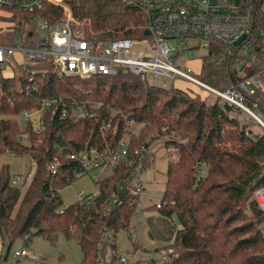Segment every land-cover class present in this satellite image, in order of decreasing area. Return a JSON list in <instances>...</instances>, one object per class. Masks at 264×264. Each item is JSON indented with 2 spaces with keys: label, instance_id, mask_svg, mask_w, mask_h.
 <instances>
[{
  "label": "trees",
  "instance_id": "trees-1",
  "mask_svg": "<svg viewBox=\"0 0 264 264\" xmlns=\"http://www.w3.org/2000/svg\"><path fill=\"white\" fill-rule=\"evenodd\" d=\"M239 1L253 7L255 26L264 31V0ZM67 3L73 30L85 38L143 37L141 12L119 1ZM12 13L8 17L14 24L10 31L23 35L29 46H35L33 18L51 24L63 19L61 8L51 4L36 16ZM36 65L45 66L47 71L37 67L31 82ZM231 66L232 61L216 64L206 59L200 78L221 73L228 86L236 85L240 80ZM32 86L36 90L29 89ZM53 97L67 100V114L62 118L58 109L55 114L49 111L47 130L42 134L30 123L21 130L18 120L0 118V155H29L36 167L25 194L20 187L11 186L6 167L0 173V234L5 260L18 240L28 245L41 237L51 243L60 234L80 248V264H120L122 254H117L115 238L120 231L129 233L131 218L137 212L135 201H139V196L131 193L133 169L121 164L108 170L95 181V194L67 207L62 206L59 191L77 179L80 168L77 162L67 161L66 154L116 146L123 137L125 120H131L143 128L136 137L131 136L130 153L141 147L147 151L157 137L177 151V160L167 164L161 207L146 208L159 212L166 221L175 218L179 224V229H170L173 240L164 250L163 264H264V213L253 198L254 192L264 187V139L231 118L230 107L217 102L206 105L176 88L152 86L133 75L61 77L51 62H46L30 63L19 77L6 78L0 66V116L38 111L43 100ZM255 97L259 99L256 111L264 114V92H256ZM72 105L93 116L73 118ZM103 121L116 130L102 131ZM22 134L28 135L29 145L19 137ZM54 158L60 168L52 177L46 167ZM147 159V154L141 162L135 159L138 175ZM202 167L207 168L206 175L198 177L196 170ZM128 240L135 242L129 235ZM107 248L111 252L108 260Z\"/></svg>",
  "mask_w": 264,
  "mask_h": 264
},
{
  "label": "built area",
  "instance_id": "built-area-1",
  "mask_svg": "<svg viewBox=\"0 0 264 264\" xmlns=\"http://www.w3.org/2000/svg\"><path fill=\"white\" fill-rule=\"evenodd\" d=\"M68 1L79 3L81 0H0V12L4 13L13 14L16 11L36 16L51 4L61 8L63 15L62 22L55 24L39 17L31 20V26L36 30L35 46H29L24 41L19 46H0L1 69L7 66L8 58L19 53L24 58L23 71L30 64L27 62L29 60L32 64L51 62L61 77L88 79L94 76L133 75L144 82L147 75L177 79L211 94L213 102L227 105L234 112L232 114L239 112L244 118L239 119L243 126L253 121L264 139V114L256 111L259 99L255 97L256 92H264L261 81L264 75V31L255 26L254 10L250 4H243L239 0H116L141 12L144 19L143 37L102 41L85 38L73 30ZM145 30L148 35H144ZM243 36L245 38L235 46L234 43ZM199 52H203V55L198 57ZM206 59L216 64L232 61L231 67L239 83L222 91L201 83L199 74L203 65L195 77L188 63L202 61L204 64ZM37 73V70H33L31 82ZM35 87L29 89L36 90ZM67 105V100L61 97L43 100L38 111L25 113L24 121L32 124L37 134H42L47 130V113L51 111L55 114L58 109L63 118L67 114ZM71 116L84 119L91 118L93 114L72 105ZM116 128L110 122L100 124L104 132H114ZM146 153L145 147L130 153L129 141L122 138L114 147L85 148L66 154L65 159L79 164L75 178L90 174L94 182L108 170L125 164L133 169L131 178L134 188L131 193L140 196L143 189L134 165L135 159L141 162ZM59 168L57 158L46 167L52 177L58 174ZM32 179L33 175H18L11 178V186L21 188L29 185ZM77 197L78 201L83 198L81 194ZM253 198L264 213V187L258 188ZM135 204L138 209L139 201H135ZM155 207H161L160 200ZM159 253L166 254L164 251ZM126 254L123 252L120 264H130ZM4 256L5 247L0 243V258ZM32 256L29 248L15 252L16 259Z\"/></svg>",
  "mask_w": 264,
  "mask_h": 264
},
{
  "label": "rangeland",
  "instance_id": "rangeland-1",
  "mask_svg": "<svg viewBox=\"0 0 264 264\" xmlns=\"http://www.w3.org/2000/svg\"><path fill=\"white\" fill-rule=\"evenodd\" d=\"M2 20L5 21H1V25L4 26L6 23L7 25L2 28L0 27L1 46H19L22 36L19 32H16L15 35H13L14 33L10 31L14 26V24L11 22V18H3ZM34 32L36 31L34 30ZM201 55H203V52L197 53L198 57ZM14 60L15 59L13 57L8 58V67H16L17 60H15L16 62ZM27 62L31 63L29 60ZM18 65L20 68V63H18ZM202 65V61L189 62V66L193 68V75L195 77ZM42 66L43 65H36L34 67L37 69V71L41 69L46 72L47 69L45 66ZM21 72L22 69L19 71L17 68H14V77H19ZM201 75L203 76V73L201 74L200 72L199 81L206 86L221 91L228 87L227 79L221 73L213 74L211 77L205 79L200 78ZM261 81L264 84V75L261 76ZM146 82L149 85L164 89H169L171 87L176 88L183 92L188 98H198L206 105L214 103L211 94H208L203 90H198L196 87L177 79L170 80L165 77L159 78L152 75H147ZM26 112L27 111H25L22 115L20 114V116H0V118L4 117L18 120L21 130H24L27 125L24 121V115ZM232 112L233 111H231V114H229L231 118L244 120L243 116L239 112H236L235 114H232ZM125 124L126 127L122 138H124L126 141H130L131 136L136 137L143 128L142 124H136L131 120H125ZM244 126L243 127L245 130H251V132L254 134L261 135V130L256 127L253 121L245 123ZM19 137L24 140L25 144L29 145L28 135L22 134V136ZM146 154L148 156L146 165L144 166L143 171L138 175L139 181L142 184L143 192L139 196L140 199L137 212L131 218L128 227L130 230L132 226H136L135 229L131 230L133 235L136 237V243H131L128 240V233L126 231H120L117 233L115 238L117 254L121 255L123 252H126V257L130 264H151L150 257H154L156 254L154 252L156 249H151L152 240H150L147 236L146 224H148L150 229V238H156L158 240L159 247H157V252L164 251L165 249L169 248L167 246H170V243L173 240V237L170 234V229H172L174 226L176 228L179 227V224L175 218H171L170 220L166 221L160 216L159 212L152 211V209H148L149 211L147 209L143 210L145 203L155 205L157 202H159V198H161L164 189L167 164L177 160V151L173 147L167 148L164 145V139L157 137V139L149 144V149L147 150ZM0 165L1 167L3 165L6 166L12 178L16 173L21 174L23 172L25 173L34 170L32 159L29 155L14 157L9 153H4L0 155ZM34 171H36V167ZM206 171L207 168L202 167L201 173H199V169L196 170V175L198 177L205 176ZM30 184L21 187L23 194H25L31 187ZM96 188L97 187L94 184V180L90 175L83 176L76 183L61 189L59 194L62 199V206L64 207L75 203L78 200L77 192H83L82 197H85L90 194H95L97 191ZM144 197L145 200L143 201ZM148 212L149 214H147ZM137 214H139L138 217ZM146 217H148L147 220ZM261 228L264 234V224ZM22 248H29L33 256L16 259L15 252L22 250ZM105 255V259L108 260L111 255L109 248H107ZM157 256L159 258L155 259V264H163L165 262V256L160 253H158ZM1 260L2 261H0V264H80L82 260V253L74 240H67L62 235L58 234L57 240L53 244L41 237H37L31 245H26L23 243V241L18 240L12 247L8 260L4 261V258Z\"/></svg>",
  "mask_w": 264,
  "mask_h": 264
},
{
  "label": "crops",
  "instance_id": "crops-1",
  "mask_svg": "<svg viewBox=\"0 0 264 264\" xmlns=\"http://www.w3.org/2000/svg\"><path fill=\"white\" fill-rule=\"evenodd\" d=\"M262 12L264 13V5L262 6ZM11 16V14H9V13H4V12H0V27L2 28V27H4L5 25H7V23L4 25V26H2L1 24V21H5V20H2L3 18L5 19V18H8V17H10ZM27 28L28 29H26V31H28L29 30V28L30 27H28L27 26ZM34 28V27H33ZM35 30V28L32 30V31H34ZM36 31V30H35ZM35 33V32H34ZM35 35H36V33H35ZM22 36V39H21V42L22 41H26V39L24 38V36L23 35H21ZM0 46H1V43H0ZM17 46V45H16ZM15 60H17V63H16V67H8V65L7 66H5V68H3L2 69V76L3 77H6V78H10V77H14V68H17L19 71L22 69V63L24 62V58H23V56L22 55H20L19 53H17V54H15V56L13 57ZM14 60V61H15ZM7 62H8V60H7ZM16 62V61H15ZM18 63H20V68H19V65H18ZM194 63V62H193ZM188 65H189V63H188ZM24 141V140H23ZM10 155H12V156H14V157H17L16 155H14L13 153H9ZM32 159V158H31ZM32 165L34 166V170H35V163L33 162V160H32ZM6 166L5 165H3L2 167H1V165H0V173H1V171H2V169L3 168H5ZM29 171V172H23V173H21V174H18V173H16L15 175H14V177L15 176H18V175H33L34 176V173H35V171ZM8 172H9V170H8ZM9 175L11 176V174H10V172H9ZM90 175V174H89ZM85 176V175H84ZM91 177H92V175H90ZM83 177V176H82ZM82 177H80V178H82ZM12 178V177H11ZM80 178H78V179H76L75 181H73L71 184H73V183H76ZM143 181V180H142ZM94 184H95V182H94ZM96 186V185H95ZM97 189V188H96ZM61 192V190L59 191V193ZM97 192V191H96ZM78 194H81V195H83V192H81V191H79V192H77V195ZM60 195V194H59ZM60 198H61V196H60ZM139 199H140V197H139ZM145 200V197H144V199H143V201ZM159 200H160V198H159ZM61 201H62V199H61ZM78 201V200H77ZM76 201V202H77ZM75 202V203H76ZM63 204V203H62ZM71 205V204H70ZM69 206V205H68ZM153 205L152 204H150V203H145V206L143 207V210L144 209H146V208H148V207H152ZM64 207H67V206H64ZM145 213V212H144ZM147 214H149V212L147 213ZM139 216V214H137V217ZM147 218L148 217H146V220H147ZM135 227L136 226H132L131 228H130V230H129V233H128V235L132 238V239H134V241L136 242V240H135V236L133 235V233H132V231L131 230H133V229H135ZM146 227H147V229H146V231H147V236H148V238L150 239V240H152V247H151V249H156L154 252L156 253L155 254V256L154 257H150V263L152 264H155V259L156 258H159L157 255H158V252H157V247H159L158 246V240L156 239V238H150V229H149V226H148V224H146ZM178 229H179V227H178ZM56 240H57V238L53 241V242H51V244H53V243H55L56 242ZM160 242V241H159ZM0 243H2V238H1V234H0ZM141 246V245H140ZM144 248V247H143ZM2 258H0V261H2L1 260ZM8 260V259H7ZM7 260H4V261H7Z\"/></svg>",
  "mask_w": 264,
  "mask_h": 264
},
{
  "label": "water",
  "instance_id": "water-1",
  "mask_svg": "<svg viewBox=\"0 0 264 264\" xmlns=\"http://www.w3.org/2000/svg\"><path fill=\"white\" fill-rule=\"evenodd\" d=\"M144 35H148V31L145 30L144 31ZM245 37L243 36L238 42L234 43V45L236 46L239 42H241Z\"/></svg>",
  "mask_w": 264,
  "mask_h": 264
}]
</instances>
